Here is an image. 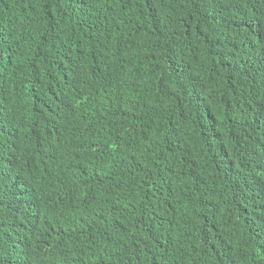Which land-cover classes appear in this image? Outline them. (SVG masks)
<instances>
[{
	"label": "trees",
	"instance_id": "16d2710c",
	"mask_svg": "<svg viewBox=\"0 0 264 264\" xmlns=\"http://www.w3.org/2000/svg\"><path fill=\"white\" fill-rule=\"evenodd\" d=\"M0 264H264V0H0Z\"/></svg>",
	"mask_w": 264,
	"mask_h": 264
}]
</instances>
